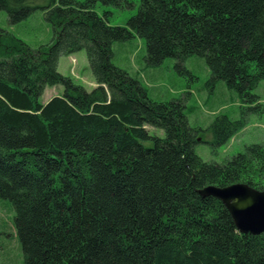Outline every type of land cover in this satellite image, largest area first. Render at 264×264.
<instances>
[{"label": "trees", "instance_id": "1", "mask_svg": "<svg viewBox=\"0 0 264 264\" xmlns=\"http://www.w3.org/2000/svg\"><path fill=\"white\" fill-rule=\"evenodd\" d=\"M29 2L0 0V10L18 24L34 11ZM98 4L135 6L51 0L54 39L35 49L0 29V199L14 211L24 264H264V234L241 233L220 200L200 194L237 183L264 190L263 145L223 163L195 152L230 142L245 118L193 127L185 98L154 100L113 62L114 43L139 36L148 66L171 58L186 71L189 57H203L212 81L257 103L264 0H141L127 26H111ZM82 50L97 84L90 92L58 71L62 56ZM54 86L63 93L41 103ZM203 132L212 141L199 140Z\"/></svg>", "mask_w": 264, "mask_h": 264}, {"label": "rangeland", "instance_id": "2", "mask_svg": "<svg viewBox=\"0 0 264 264\" xmlns=\"http://www.w3.org/2000/svg\"><path fill=\"white\" fill-rule=\"evenodd\" d=\"M84 2L85 0H76ZM134 8L120 9L98 4L96 11L103 16L105 11L111 12V26H127V22L138 12L141 0H131ZM34 11L18 24H11L6 11L0 10V29L12 33L23 40L31 48L50 44L54 39V29L46 18L51 0H30ZM114 64L132 76L138 77L149 89L152 99L170 101L177 98L186 99V115L190 125L208 129L219 116L226 115L239 120L243 117L246 126L225 145L214 149L210 144L198 143L196 154L206 162L223 163L227 159L243 153L246 147L253 144L264 146V80L258 82L253 94L259 97L257 103L244 102L237 91L230 89L223 81H212L210 69L205 58L191 56L184 66L185 70H177L174 59H166L159 67H150L145 61L146 42L139 36L126 42H115ZM58 71L71 78L77 85L87 91L97 87L90 69L88 56L82 50L71 56H62ZM63 91V87H47L40 102L46 104L53 96ZM152 136L163 138L164 131L148 127ZM201 141H212V134L203 132ZM152 146V142H146ZM14 211L8 200L0 199V264H24L21 245L15 236Z\"/></svg>", "mask_w": 264, "mask_h": 264}, {"label": "water", "instance_id": "3", "mask_svg": "<svg viewBox=\"0 0 264 264\" xmlns=\"http://www.w3.org/2000/svg\"><path fill=\"white\" fill-rule=\"evenodd\" d=\"M200 194L220 200L241 233L255 236L264 234V190L237 183L228 187L209 186Z\"/></svg>", "mask_w": 264, "mask_h": 264}, {"label": "crops", "instance_id": "4", "mask_svg": "<svg viewBox=\"0 0 264 264\" xmlns=\"http://www.w3.org/2000/svg\"><path fill=\"white\" fill-rule=\"evenodd\" d=\"M62 93H63V91H62L61 93H59V94H56L55 96H59V95H61ZM55 96H53V97H55ZM53 97H52V98H53Z\"/></svg>", "mask_w": 264, "mask_h": 264}]
</instances>
